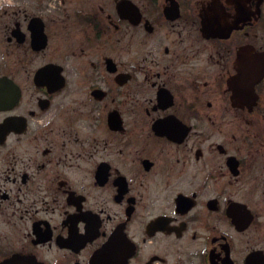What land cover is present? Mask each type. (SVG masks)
I'll return each instance as SVG.
<instances>
[{"label":"flooded vegetation","instance_id":"af4514ba","mask_svg":"<svg viewBox=\"0 0 264 264\" xmlns=\"http://www.w3.org/2000/svg\"><path fill=\"white\" fill-rule=\"evenodd\" d=\"M0 264H264V0H0Z\"/></svg>","mask_w":264,"mask_h":264}]
</instances>
